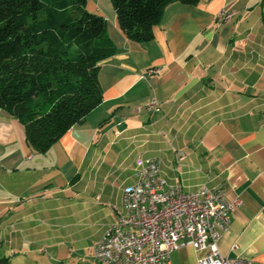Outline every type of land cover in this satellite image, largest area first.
<instances>
[{"label":"crops","instance_id":"crops-1","mask_svg":"<svg viewBox=\"0 0 264 264\" xmlns=\"http://www.w3.org/2000/svg\"><path fill=\"white\" fill-rule=\"evenodd\" d=\"M87 7L115 45L101 60L103 101L45 152L0 107V264H106L94 245L125 211L140 154L186 189L224 183L240 197L220 249L264 264V0H173L147 41L126 35L112 0ZM154 96L159 110L146 106ZM206 253L186 243L173 262Z\"/></svg>","mask_w":264,"mask_h":264},{"label":"trees","instance_id":"trees-1","mask_svg":"<svg viewBox=\"0 0 264 264\" xmlns=\"http://www.w3.org/2000/svg\"><path fill=\"white\" fill-rule=\"evenodd\" d=\"M173 0H112L129 38L147 41ZM195 4L199 0H178ZM115 51L87 0H0V107L45 152L104 99L101 60Z\"/></svg>","mask_w":264,"mask_h":264},{"label":"built area","instance_id":"built-area-1","mask_svg":"<svg viewBox=\"0 0 264 264\" xmlns=\"http://www.w3.org/2000/svg\"><path fill=\"white\" fill-rule=\"evenodd\" d=\"M221 10L217 17L229 19ZM154 67L146 73H158ZM149 110H159L154 96ZM185 157L180 153L179 160ZM134 181L124 188L123 210L94 245L93 257L106 264H174L173 252L184 244L207 250L200 264H243L239 257L224 254L219 241L229 227L232 213L242 200L229 198L224 183H202L186 189L163 175L162 159L140 154Z\"/></svg>","mask_w":264,"mask_h":264},{"label":"bare ground","instance_id":"bare-ground-1","mask_svg":"<svg viewBox=\"0 0 264 264\" xmlns=\"http://www.w3.org/2000/svg\"><path fill=\"white\" fill-rule=\"evenodd\" d=\"M151 70V69H150Z\"/></svg>","mask_w":264,"mask_h":264}]
</instances>
